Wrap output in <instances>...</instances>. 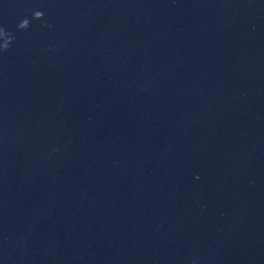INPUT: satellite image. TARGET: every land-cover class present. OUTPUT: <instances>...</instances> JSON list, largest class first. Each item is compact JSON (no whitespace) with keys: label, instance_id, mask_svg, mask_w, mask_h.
I'll return each mask as SVG.
<instances>
[{"label":"water","instance_id":"1","mask_svg":"<svg viewBox=\"0 0 264 264\" xmlns=\"http://www.w3.org/2000/svg\"><path fill=\"white\" fill-rule=\"evenodd\" d=\"M0 264H264V0H0Z\"/></svg>","mask_w":264,"mask_h":264}]
</instances>
